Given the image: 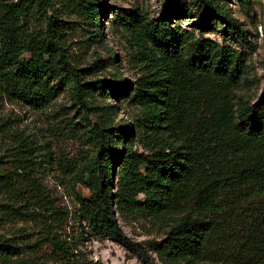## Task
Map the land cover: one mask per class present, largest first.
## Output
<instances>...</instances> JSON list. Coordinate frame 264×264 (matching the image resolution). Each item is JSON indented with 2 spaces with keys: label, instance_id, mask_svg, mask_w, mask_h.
I'll return each instance as SVG.
<instances>
[{
  "label": "trees",
  "instance_id": "obj_1",
  "mask_svg": "<svg viewBox=\"0 0 264 264\" xmlns=\"http://www.w3.org/2000/svg\"><path fill=\"white\" fill-rule=\"evenodd\" d=\"M191 2L196 14L181 0H167L158 23L134 19L125 28L142 74L135 98L140 117L132 122L116 123V108L97 104L95 93L118 98L125 89L83 82L89 70H78L71 62L69 22L59 18L54 0H16L2 6L0 96L46 109L63 87L75 92L77 110L83 111L89 130L70 122L66 127L74 138L84 136L93 151L72 168V183L88 192V197L76 192L72 214L88 241L113 242L140 264H264V97L257 105L247 99L249 68L242 54L167 27L169 19L187 15H195L199 24L231 21L225 0ZM61 3L65 13L93 28V41L100 39L97 16L107 11L100 0ZM35 9L46 15L38 31L29 28ZM137 135L140 154L133 151ZM116 146L123 150H114ZM23 147L27 159L28 145ZM20 169L25 178L14 187L0 168V197L10 201L0 204V214H37L46 220V239L54 245L59 264H103L53 234L49 221L57 216L53 225L63 223L70 212L57 211L33 169ZM227 194L236 201L223 211L218 201ZM254 201L257 206L241 209L242 203ZM235 209L261 216L252 218L245 242L238 243L239 257L226 263L218 258L226 233L218 218ZM119 219L162 224L167 232L148 250L123 233ZM0 246V261L25 264L12 261L19 254L9 250L17 249L12 240L0 236Z\"/></svg>",
  "mask_w": 264,
  "mask_h": 264
},
{
  "label": "rangeland",
  "instance_id": "obj_2",
  "mask_svg": "<svg viewBox=\"0 0 264 264\" xmlns=\"http://www.w3.org/2000/svg\"><path fill=\"white\" fill-rule=\"evenodd\" d=\"M15 1L0 0V14L3 5ZM166 1L100 0L107 11L97 16L95 30L101 37L93 41V28L65 13L61 0H54L59 18L69 22L66 41L69 53L72 54L70 60L78 70H89L83 73V82L102 81L109 86L125 89V93L118 98L101 97L95 93V100L100 107L116 108V123L121 119L132 122L140 117L135 98L137 80L142 74L133 59V46L130 45L125 28L134 19L158 23L164 13ZM224 3L230 22L211 20L199 24L195 15H187L171 18L166 25L171 29L187 31L195 39L211 40L221 47L231 48L242 54L249 68V85L245 94L251 105H257L264 97V0H225ZM181 4L188 8L189 13L196 14L191 0H181ZM45 16L44 12L35 9L29 28L35 31L43 29ZM198 19L202 21L201 17ZM78 107L75 92L68 87H63L46 109H35L0 96V168L11 176L10 182L14 187L18 182L21 186L25 178L20 166L33 169V177L44 186L57 211L70 212L66 214L67 219L63 223L53 225L52 222L57 217L54 215L53 221H49L53 226V234L68 246L103 264H140L135 256L113 242L88 241L86 237H82L81 229L72 214L76 209V192L88 197L85 188L72 183V168L77 167L80 160L93 151L84 136L74 138L66 127V122H70L79 124L77 128L89 130L83 111L77 110ZM62 108L65 109L61 111ZM139 138L140 135H137L133 146V151L138 154L142 153ZM24 144L29 148L27 159L23 158ZM114 150L122 151L123 147L116 146ZM235 197L234 194H227L218 201V208L227 210L236 201ZM9 203L7 197H0V204ZM12 205L16 207L23 203ZM257 205L258 201L242 203L241 209L247 210ZM34 208L31 209L35 210ZM232 212L233 214H221L218 218L226 224L225 241L219 243L221 249L218 251V258L226 263H232L239 257L242 248L238 243L245 242V233L252 218L261 216L244 214L238 209ZM0 216L3 218L0 221V236L12 240V246L17 249L9 250L19 253L12 258L13 262L22 259L25 264H59L56 262L59 256L54 245L46 239L48 228L43 224L46 220H42L37 214ZM58 223L60 225H56ZM119 226L127 237L148 250L153 242L162 240L167 232L164 225L141 219H119ZM3 244L9 245L8 242ZM2 248L0 246V253ZM152 256L155 257L154 254ZM7 262L11 261H0V264H9Z\"/></svg>",
  "mask_w": 264,
  "mask_h": 264
}]
</instances>
